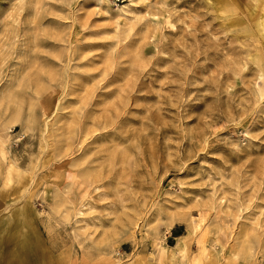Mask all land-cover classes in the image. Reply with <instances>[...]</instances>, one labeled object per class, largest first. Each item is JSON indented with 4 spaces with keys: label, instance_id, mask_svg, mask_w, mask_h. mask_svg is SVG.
<instances>
[{
    "label": "rangeland",
    "instance_id": "rangeland-1",
    "mask_svg": "<svg viewBox=\"0 0 264 264\" xmlns=\"http://www.w3.org/2000/svg\"><path fill=\"white\" fill-rule=\"evenodd\" d=\"M0 264H264V0H0Z\"/></svg>",
    "mask_w": 264,
    "mask_h": 264
},
{
    "label": "crops",
    "instance_id": "crops-1",
    "mask_svg": "<svg viewBox=\"0 0 264 264\" xmlns=\"http://www.w3.org/2000/svg\"><path fill=\"white\" fill-rule=\"evenodd\" d=\"M10 240V239H9ZM23 240H27V241H30V237H28V236H24L23 237V239H14V243L16 244V247H17V249L15 250L17 253H19V250H20V248L23 246V243H21V241H23ZM12 241H13V239H12ZM34 252H36V250L34 249V251H33V253H32V255L34 254ZM32 263V262H31Z\"/></svg>",
    "mask_w": 264,
    "mask_h": 264
},
{
    "label": "bare ground",
    "instance_id": "bare-ground-1",
    "mask_svg": "<svg viewBox=\"0 0 264 264\" xmlns=\"http://www.w3.org/2000/svg\"><path fill=\"white\" fill-rule=\"evenodd\" d=\"M21 243H23V246H24V244H28V242H26V241H21ZM23 246L20 248V250H19V253H21V250L23 249Z\"/></svg>",
    "mask_w": 264,
    "mask_h": 264
}]
</instances>
